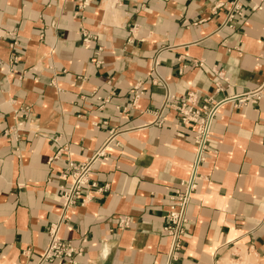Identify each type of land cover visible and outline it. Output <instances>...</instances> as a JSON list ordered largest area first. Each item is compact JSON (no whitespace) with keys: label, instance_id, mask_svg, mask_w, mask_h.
<instances>
[{"label":"crops","instance_id":"crops-1","mask_svg":"<svg viewBox=\"0 0 264 264\" xmlns=\"http://www.w3.org/2000/svg\"><path fill=\"white\" fill-rule=\"evenodd\" d=\"M227 1L0 0V264H72L39 262L55 222L74 264H166L191 177L173 264H264V95L236 98L264 79V0L234 27ZM190 91L220 102L201 153L175 108ZM102 147L90 180L108 188L64 208L68 161Z\"/></svg>","mask_w":264,"mask_h":264},{"label":"built area","instance_id":"built-area-1","mask_svg":"<svg viewBox=\"0 0 264 264\" xmlns=\"http://www.w3.org/2000/svg\"><path fill=\"white\" fill-rule=\"evenodd\" d=\"M83 0L82 4H86ZM229 6L224 23L229 27L236 26L238 19L243 14L241 0H228ZM224 4L222 2L218 5ZM86 40V39H85ZM218 88V87H217ZM264 95V79L262 83L253 91L243 93L236 97L237 104H243L250 101H256ZM171 96L166 97L170 100ZM202 102H198L199 97L196 92L190 91L187 96L175 105L180 114L183 123H194L196 125L194 142L198 153H201L206 147L207 139L210 135L212 119L220 105V102H212L208 96L201 97ZM161 122V121H159ZM104 147L99 148L89 158L81 162L69 160L62 177L68 178V182L61 186L60 198L64 208L75 204L84 205L93 192L106 190L108 185H97L95 181L90 180L91 164L100 156L104 155ZM195 177H191L182 182L184 188L176 190L169 197V205L165 214L166 223L163 227L165 233L170 237V247L166 264H173L176 259V251L180 247L181 236L185 230L187 222V206L190 201V193L195 188ZM123 220L120 219V223ZM60 223H51L48 228L49 240L46 247L39 254V262L52 261L56 258H67L74 264L72 257L75 253H80L81 249H76L69 240L61 239L58 235ZM257 264L259 260H257Z\"/></svg>","mask_w":264,"mask_h":264},{"label":"rangeland","instance_id":"rangeland-1","mask_svg":"<svg viewBox=\"0 0 264 264\" xmlns=\"http://www.w3.org/2000/svg\"><path fill=\"white\" fill-rule=\"evenodd\" d=\"M245 250H244V252L247 253L248 251L246 250L247 251L246 252ZM247 256L251 258V260H250L251 263L257 264V260H259V258L256 257L253 252H248ZM225 257H226V259L224 258L221 260L222 264H224V262H225V264H239V262L242 258V255L240 253H238V255H235V256H231V257L225 256Z\"/></svg>","mask_w":264,"mask_h":264},{"label":"bare ground","instance_id":"bare-ground-1","mask_svg":"<svg viewBox=\"0 0 264 264\" xmlns=\"http://www.w3.org/2000/svg\"><path fill=\"white\" fill-rule=\"evenodd\" d=\"M243 252V253H242ZM242 258L239 264H253L250 262L251 258L247 256V253L244 252V249L241 251ZM226 259V257H224ZM225 264V262H224Z\"/></svg>","mask_w":264,"mask_h":264}]
</instances>
